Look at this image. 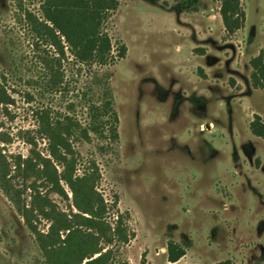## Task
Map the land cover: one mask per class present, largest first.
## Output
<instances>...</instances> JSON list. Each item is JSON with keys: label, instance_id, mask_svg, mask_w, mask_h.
Listing matches in <instances>:
<instances>
[{"label": "rangeland", "instance_id": "obj_1", "mask_svg": "<svg viewBox=\"0 0 264 264\" xmlns=\"http://www.w3.org/2000/svg\"><path fill=\"white\" fill-rule=\"evenodd\" d=\"M43 2L0 0V84L13 100L0 105V134L9 160L29 155L24 133L37 128L39 108L86 125L84 93L94 86L89 96L100 102L96 75L108 72L119 140L101 149L105 140L92 135L74 146L100 167L110 221L117 211L127 215L133 239L118 247V261L264 264V139L250 130L256 114L264 122V89L253 86L250 64L264 56V0H240L246 18L233 34L221 0H120L103 26L114 63L88 69L66 51L54 91L44 62L54 50L32 28ZM37 141L46 154V141ZM38 227L47 232L49 224ZM171 245L184 253L177 262L169 260ZM0 264H46L1 188Z\"/></svg>", "mask_w": 264, "mask_h": 264}, {"label": "trees", "instance_id": "obj_2", "mask_svg": "<svg viewBox=\"0 0 264 264\" xmlns=\"http://www.w3.org/2000/svg\"><path fill=\"white\" fill-rule=\"evenodd\" d=\"M221 3L225 29L233 34L244 25L245 12L240 0H221ZM119 5L120 0H44L43 18H33L32 28L38 43L46 42L54 50L52 60L44 59L53 91L63 84L62 66L69 60L66 51L72 57L71 63L88 69L114 63L111 39L103 26ZM125 53L122 46L120 58ZM250 64L253 86L264 89V56L258 55ZM96 77L100 102L89 96L94 91L91 85L84 93L86 125L70 114L53 116L50 108H39L35 112L37 128L24 133L23 139L31 147L29 155L13 156L12 161L3 146L7 138L0 134V188L36 236L46 264H128L118 261V247L128 245L133 239L126 224L127 215L117 211L115 222L110 221L112 210L99 191L100 167L94 159L85 160L74 146L76 141L91 142L92 135L105 140L99 146L101 149L112 148L119 140L110 74ZM12 103L6 88L0 84V105L7 107ZM250 130L264 139V122L259 115L254 116ZM38 138L46 141V154L38 151ZM27 192H30L29 203L25 198ZM52 195L59 197L66 209ZM41 221L49 224L47 232L39 230ZM173 250L171 245L169 260L177 262L184 253L176 254Z\"/></svg>", "mask_w": 264, "mask_h": 264}]
</instances>
